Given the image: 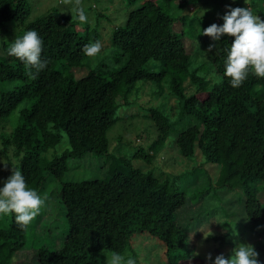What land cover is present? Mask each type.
<instances>
[{"label": "trees", "instance_id": "trees-1", "mask_svg": "<svg viewBox=\"0 0 264 264\" xmlns=\"http://www.w3.org/2000/svg\"><path fill=\"white\" fill-rule=\"evenodd\" d=\"M119 1L121 22L109 44L88 57L83 47L100 43V21L112 16L108 2L83 30L78 18L59 8L29 20V0H0V155L8 173L19 167L38 193L57 182L68 226L60 248L36 247L39 264H103L104 251H129L136 234L162 244L164 264H212L196 253L201 238L191 243L179 220L188 198L203 192L209 203L221 201L214 211L229 215L232 234L241 228L236 239L245 241L239 234L250 227L247 235L255 234L264 264V237L257 231L264 226V78L249 74L240 87L229 84L224 49L234 37L228 34L204 55L208 39L199 33L210 21L185 9L208 0ZM210 1L222 7L221 0ZM256 4L252 0L250 9L264 19V5ZM83 8L88 15L92 5ZM28 29L42 38L41 58L48 61L39 73L27 74L5 50V39ZM186 40L200 44L188 50ZM141 93L161 98L151 99L144 114L155 132L147 128L148 145L130 146L120 136L113 147L109 131L133 116L120 109ZM171 150L200 164L168 172L159 164ZM200 176L205 182L191 189ZM228 193L242 211L228 208ZM14 216L0 215V264H11L28 241V225L21 227Z\"/></svg>", "mask_w": 264, "mask_h": 264}, {"label": "rangeland", "instance_id": "rangeland-1", "mask_svg": "<svg viewBox=\"0 0 264 264\" xmlns=\"http://www.w3.org/2000/svg\"><path fill=\"white\" fill-rule=\"evenodd\" d=\"M257 1L259 6L264 5V0ZM29 2L33 6L29 20L37 17V15L39 14L46 13L48 10H50V8L53 7L59 8L61 11H64V13H67L68 15L73 17L71 9L76 6L84 7L91 4L92 8L90 9L88 14V16L90 15L88 18V22H94L91 25H94L96 23V21H94L95 12L101 11L105 4L108 2V6L112 13V16L109 18L106 17L105 19L102 18L100 21V28L102 33V37L100 39V52L103 51L105 47H107V45L109 44V35L112 33L114 27L121 22L120 18H118L121 13L115 12V10L120 5L119 0H29ZM214 2L215 1L208 0V3L206 4L203 1L192 4V6H189L188 10L185 9V13H189L190 11L191 13H193L195 10V14L200 17V19H203V16H206L205 18H207V20H210L209 25H211L212 23L222 24L223 20L221 17L227 10V5H231L232 7L250 8L252 0H247V3H245V0H221L222 7L219 8L218 6L216 7V5H214ZM258 4H256V6H258ZM262 13H264V10L262 11ZM80 26L84 30L85 23H81ZM206 37L208 39V44L202 47L206 48L204 49L206 50V53H204L205 56H207L206 54H209L212 50V47L210 48V45H214L218 42L213 41L210 36ZM1 41L2 39L0 36V44L2 43ZM186 41H189L186 46L188 50H190L191 45L194 47V45L200 44V40ZM205 72L206 71H203L204 75L206 74ZM80 74L81 73H78V75ZM151 99L153 100V102L156 99L155 102L157 103V101H159L161 98L157 97L154 99L147 94L141 93L138 100L133 105L120 109L121 115L130 114L133 116L122 120L109 131L113 147L118 145V138L120 136L122 137L124 142L130 141V146H136L142 142L143 145H148V140L145 137L147 136L148 132H150L148 129H150L152 132H155V129L151 126L152 122L149 121L148 117L144 115L147 112L146 108H148L152 104ZM8 129L10 130V126H8ZM164 153H167V151H165ZM165 158L163 160H165L166 163H160L159 165L168 172H178L184 167H193L194 163L197 166L198 164H200V162L198 163L194 159L192 160L185 158L184 160H180V157L176 150H171V152L169 151L168 154L165 155ZM137 162H141V160H137ZM158 163L159 161H157V164ZM205 166L211 169L210 165ZM9 168L10 167L8 166L4 157L0 155V186L3 185L4 179H6L10 175L8 173ZM203 170H205V168ZM205 178V176L198 177V179L191 185V189H194L196 186H201L205 182ZM44 190L39 191V194L45 198L46 202L42 206L41 211L38 213V215L28 225L27 244L23 249L17 251L14 254L11 264H39V258L37 254L38 250L36 248L37 246L51 245L54 249H56L60 248L64 243L66 235L68 234V226L65 221V209L60 205V186L57 185V182L55 180H50L49 185L44 187ZM205 195L206 193L203 192V194H201L198 199H191V197H189L187 204L183 206L179 214V220L184 224H187V227L190 231L191 243L195 242L197 238H201V241L199 240L196 250L197 255L199 254L200 256L203 254L207 257V255L211 253L212 257L215 259L217 255L223 253L224 255H228L227 257H229V254L232 253V249L235 246L234 242L236 243V245L239 243H247L253 245V243H255L256 241L254 236L255 234L249 233V235H247L250 227L246 226V228H243V231H241V234H239H243L246 236L245 241L239 240V238L236 239L227 227L229 223H226V221L230 219L229 215L224 213L222 209L214 211L217 205L223 206L221 201H215L214 203L212 201L211 203H209L205 198ZM224 199L228 200L227 205L230 210H243V207L235 200L236 198L232 197V193L226 194V197H224ZM211 212H216V214L212 216ZM220 213H222L223 215H220ZM239 224L240 223H237L236 226H238ZM236 230L240 232L241 228ZM257 231L261 232V235L264 237V226L258 227ZM215 237H217V239ZM223 242H225V244L221 245V243ZM131 246L132 249L120 255L127 257V255L131 254L133 257L138 259L139 264L165 263L166 256L164 253L162 254L164 247L161 243L158 242L156 238L149 237L147 236V234H136L132 240ZM113 254V252L104 251L101 254V260L103 261V264H106L107 256H111Z\"/></svg>", "mask_w": 264, "mask_h": 264}, {"label": "clouds", "instance_id": "clouds-1", "mask_svg": "<svg viewBox=\"0 0 264 264\" xmlns=\"http://www.w3.org/2000/svg\"><path fill=\"white\" fill-rule=\"evenodd\" d=\"M226 8L221 17L222 24L212 23L199 34L210 36L213 41L221 40L224 34L234 37L231 44L224 49L226 58L223 74L229 78L232 87L238 88L249 74L264 78V19L255 15L248 7L227 5ZM71 12L81 23L88 21L83 7L76 6ZM4 44L7 55L18 58L24 64L27 74H31L33 69L39 73L47 67L48 61L41 58L43 41L36 30H25L22 35H16L11 41L5 39ZM100 50L101 44L98 41L90 42L82 49L83 54L88 57H95ZM63 139L67 141L68 137L65 135ZM45 202V198L35 188L27 186L21 169L12 167L11 175L4 179L3 185L0 186V215L14 213L16 223L26 227L38 215ZM232 231L235 234V227ZM258 256L259 253L253 245L239 243L233 247L228 258L221 253L213 261L212 254L209 253L206 259L212 264H261ZM106 264H137V260L131 254L125 257L116 253L107 256Z\"/></svg>", "mask_w": 264, "mask_h": 264}]
</instances>
